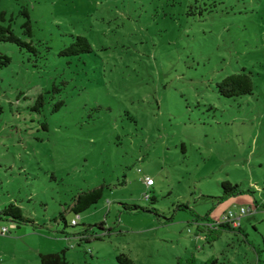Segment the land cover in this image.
<instances>
[{
    "label": "rangeland",
    "instance_id": "rangeland-1",
    "mask_svg": "<svg viewBox=\"0 0 264 264\" xmlns=\"http://www.w3.org/2000/svg\"><path fill=\"white\" fill-rule=\"evenodd\" d=\"M0 8L38 50L0 44L12 60L0 71V209L18 204L27 220L18 241L0 233V264H41L40 253L64 249L69 264H119V255L134 264H264L256 207L264 0H0ZM78 36L93 52L62 56ZM242 69L253 93L221 97L217 84ZM226 181L254 194L221 199ZM102 185L99 203L76 216L73 198ZM241 208H251L236 221L241 231L212 240L209 223Z\"/></svg>",
    "mask_w": 264,
    "mask_h": 264
},
{
    "label": "trees",
    "instance_id": "trees-1",
    "mask_svg": "<svg viewBox=\"0 0 264 264\" xmlns=\"http://www.w3.org/2000/svg\"><path fill=\"white\" fill-rule=\"evenodd\" d=\"M22 14L27 18V21L23 25V28L25 29L24 34L31 38L33 36V30L31 21L29 19V14L27 10L22 11ZM12 22L13 18H10L8 16V13L0 8V44L11 43L16 45L22 51L27 50L34 54H38V50L32 42H27L15 34L12 28ZM92 52L93 48L89 40L85 37L78 36L74 39L69 47L65 48L61 52V55L79 56L82 54H91ZM11 62L12 60L9 56L0 53V71L10 66ZM217 91L218 94L224 98L251 95L254 91V83L251 73L247 72L245 69H242L240 73L226 77L223 81L217 84ZM43 100V97L40 96L36 102L41 103ZM60 104H63V102H61ZM222 187L223 196L221 197V199L238 196L243 193L254 194V190L250 189L249 191H245L240 187V185H233L229 181L223 182ZM107 188V186L102 185L91 190L80 192L73 198L71 211L76 216H79L81 213L98 204L99 201L103 198L104 192ZM149 200L151 203H154L156 201V199L152 197H150ZM124 207L127 211L147 210L135 205H124ZM256 207L258 210H264V203L259 204L256 202ZM60 219L64 223L65 228H67L68 225L64 214L60 215ZM0 220L1 222H9L10 226H16L15 229H10L7 234H9L11 230H17L22 223L27 222V220L24 218L22 209L18 204L15 203L9 204L3 209H0ZM104 226L105 223H101L96 226H88L87 229L79 234L81 242H90V237L92 236V233L94 231L93 229L96 227L101 230H105ZM212 226H214V229H212ZM72 227L74 228L76 226ZM207 227L209 228V235L212 236V240H218V238L222 236L223 231H241L240 226H234L232 223L213 222L209 223ZM199 230L206 232L205 229ZM94 239L101 240V237L94 236ZM39 258L41 264H69V261L67 259V249H64L60 252L41 253L39 255ZM117 261L119 264H134V262L126 255H119L117 257Z\"/></svg>",
    "mask_w": 264,
    "mask_h": 264
},
{
    "label": "built area",
    "instance_id": "built-area-1",
    "mask_svg": "<svg viewBox=\"0 0 264 264\" xmlns=\"http://www.w3.org/2000/svg\"><path fill=\"white\" fill-rule=\"evenodd\" d=\"M145 185L150 189L152 188L154 185H155V181L153 178H150V177H146L145 179L142 180ZM150 195L148 193L145 194V199L149 200L150 199ZM251 213V208H241L239 210V212H233V211H230L228 212L227 214H225L222 219H221V222L222 223H232L234 226H238L237 224V220L244 217V216H247L248 214ZM72 226H77L78 225V221L76 219L72 220ZM15 225H12L10 226L9 228H6L4 227L2 232L3 234H7L9 232L10 229H15Z\"/></svg>",
    "mask_w": 264,
    "mask_h": 264
},
{
    "label": "crops",
    "instance_id": "crops-1",
    "mask_svg": "<svg viewBox=\"0 0 264 264\" xmlns=\"http://www.w3.org/2000/svg\"><path fill=\"white\" fill-rule=\"evenodd\" d=\"M155 186V185H154ZM19 231H21V228L19 227L17 230H13V231H11L9 234H7V235H12L13 234V232L14 233H16V237L15 238H13L14 240H16V241H18V240H20L21 238H23V235H20L21 233H19ZM0 233L2 234V236L4 235L3 234V232H2V230H0ZM5 241H7V240H5ZM4 244H6V243H4ZM4 252H2V251H0V258H4V255L5 254H3ZM41 254V253H40ZM39 254V255H40ZM2 261V259L0 260V262Z\"/></svg>",
    "mask_w": 264,
    "mask_h": 264
}]
</instances>
